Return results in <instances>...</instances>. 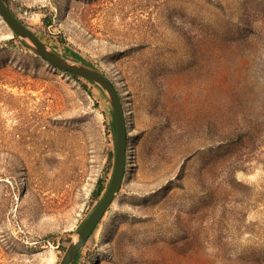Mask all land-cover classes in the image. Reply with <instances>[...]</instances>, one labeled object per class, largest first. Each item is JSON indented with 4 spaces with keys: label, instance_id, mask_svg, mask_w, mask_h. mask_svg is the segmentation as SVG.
Segmentation results:
<instances>
[{
    "label": "rangeland",
    "instance_id": "374dc122",
    "mask_svg": "<svg viewBox=\"0 0 264 264\" xmlns=\"http://www.w3.org/2000/svg\"><path fill=\"white\" fill-rule=\"evenodd\" d=\"M2 1L126 113L123 182L70 264H264V0ZM72 76L0 17V264H58L110 181L108 96Z\"/></svg>",
    "mask_w": 264,
    "mask_h": 264
},
{
    "label": "water",
    "instance_id": "95a60500",
    "mask_svg": "<svg viewBox=\"0 0 264 264\" xmlns=\"http://www.w3.org/2000/svg\"><path fill=\"white\" fill-rule=\"evenodd\" d=\"M0 17L10 31L16 37L20 38L29 50L46 63L65 73L75 77L84 78L97 84L108 96L113 111L115 145L110 181L95 208L78 228L76 232V241L67 247L64 255L58 263L70 264L86 242L89 234L92 232L107 207L114 199V196L119 191L123 182L127 159L126 113L118 92L104 74L92 67L67 60L61 55L47 49L40 39L10 12L2 0H0Z\"/></svg>",
    "mask_w": 264,
    "mask_h": 264
},
{
    "label": "bare ground",
    "instance_id": "6f19581e",
    "mask_svg": "<svg viewBox=\"0 0 264 264\" xmlns=\"http://www.w3.org/2000/svg\"><path fill=\"white\" fill-rule=\"evenodd\" d=\"M5 6H6V5H5ZM6 7H7V6H6ZM40 41H41V40H40ZM41 42H42V41H41ZM42 43H43V42H42ZM43 44H44V43H43ZM44 45H45V44H44ZM45 46H46V45H45ZM46 48L49 49L50 51H52V50H51L50 48H48L47 46H46ZM15 133H16L15 130H13V129L10 130V132H9V137L12 139V138L15 136ZM23 135H24V133H23V134H21V133L19 134V140H20V141H23V138H22Z\"/></svg>",
    "mask_w": 264,
    "mask_h": 264
},
{
    "label": "trees",
    "instance_id": "16d2710c",
    "mask_svg": "<svg viewBox=\"0 0 264 264\" xmlns=\"http://www.w3.org/2000/svg\"><path fill=\"white\" fill-rule=\"evenodd\" d=\"M72 77H74V76H72ZM74 78H76V77H74Z\"/></svg>",
    "mask_w": 264,
    "mask_h": 264
}]
</instances>
